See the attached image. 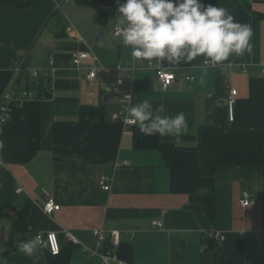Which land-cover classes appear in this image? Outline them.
I'll return each instance as SVG.
<instances>
[{
  "label": "crops",
  "instance_id": "crops-1",
  "mask_svg": "<svg viewBox=\"0 0 264 264\" xmlns=\"http://www.w3.org/2000/svg\"><path fill=\"white\" fill-rule=\"evenodd\" d=\"M215 5L232 16L245 9L252 52L214 67L204 66L203 57L188 64L159 63L177 78L168 91L158 86L156 69L133 61L131 49L113 37L117 0L105 7L102 25L95 21L96 8L74 0H31L26 9L0 5V99L27 88L51 95L18 107L0 138V253L7 264H52L45 248L35 257L17 250L19 242L39 232L58 234L61 256L69 264H99L84 252L97 249L94 229L121 232L120 245L111 249L123 264H216L204 243L215 232L225 235L218 244L223 264H264V164L219 166L214 176L205 177L197 150L204 125L264 131V0H217ZM81 52L98 59L92 65L98 70L94 84L89 68L73 65V56ZM50 54L56 65L51 79L45 71ZM33 70L40 72L39 79L30 77ZM189 76L195 80L186 81ZM229 87L239 92L234 122L227 108ZM128 92V107L148 98L154 109L185 113L187 135L179 141L158 135L161 143L184 149L181 154L166 160L157 148L139 149L133 136L138 125L112 120ZM106 96H112L108 103ZM83 106L104 108L108 120L80 123ZM101 176L111 179L110 191L99 185ZM211 190L213 223L192 199ZM245 192L262 206L243 208ZM47 198L61 205L52 216L43 211ZM153 221L164 228L151 229Z\"/></svg>",
  "mask_w": 264,
  "mask_h": 264
},
{
  "label": "clouds",
  "instance_id": "clouds-1",
  "mask_svg": "<svg viewBox=\"0 0 264 264\" xmlns=\"http://www.w3.org/2000/svg\"><path fill=\"white\" fill-rule=\"evenodd\" d=\"M117 3L118 16L112 27L121 44L131 49L133 61L179 65L203 57L206 63L221 65L233 55L252 52L251 25L236 21L223 7L205 5L203 0ZM125 119L137 124L144 135L172 136L177 141L189 129L184 112L169 115L163 106L154 109L148 98L131 104ZM44 247L39 235L17 244V250L29 257ZM0 264H7L2 253Z\"/></svg>",
  "mask_w": 264,
  "mask_h": 264
},
{
  "label": "trees",
  "instance_id": "trees-1",
  "mask_svg": "<svg viewBox=\"0 0 264 264\" xmlns=\"http://www.w3.org/2000/svg\"><path fill=\"white\" fill-rule=\"evenodd\" d=\"M79 5L90 6L97 9L96 23L105 24L108 13L105 7L110 6L115 0H74ZM217 0H203L205 5H215ZM31 0H0V5L10 6L13 9H26ZM236 21L251 25V18L245 9L239 8L233 15ZM30 89V88H27ZM50 94L40 98H50ZM106 111L102 107L83 106L80 110L79 122L84 124L105 122ZM135 146L139 149L157 148L169 160L173 155L181 154L184 149L172 145L163 144L159 136H149L141 133L139 128H134ZM197 150L201 154V173L205 177L215 175L219 166L238 167H261L264 164V131L247 128L224 129L215 125H204L200 127L198 134ZM192 199L202 205L207 219L210 223L215 220L216 198L215 191L193 196ZM207 250L216 256V264H223L224 254L221 246L212 239L204 241ZM218 245V246H217ZM110 248V247H109ZM52 258V264H69L66 257L57 256Z\"/></svg>",
  "mask_w": 264,
  "mask_h": 264
},
{
  "label": "built area",
  "instance_id": "built-area-1",
  "mask_svg": "<svg viewBox=\"0 0 264 264\" xmlns=\"http://www.w3.org/2000/svg\"><path fill=\"white\" fill-rule=\"evenodd\" d=\"M113 37L117 40H120L118 36L115 35L114 31L112 33ZM98 61L97 57L93 55L91 52H81L75 54L73 56V65L75 68H83L90 69L88 79L91 84H94L98 77V70L95 67H92L94 63ZM148 66L156 69L157 72V83L158 86L162 88L163 91H168L172 84L176 81V75L170 72L163 70L159 65L155 62L151 64L148 63ZM204 66H216L211 63L204 62ZM47 73V78L51 79L56 72L55 59L53 55H49L48 64L45 69ZM248 71L245 69L244 73ZM30 77L33 79L40 78V72L38 70L30 71ZM261 76L264 79V68L262 69ZM195 78L193 76H189L186 78V81H194ZM119 85L123 84L122 80L118 81ZM239 92L237 89L229 87V92L227 96V108L229 113V119L231 122L235 120V105ZM132 95L130 92L124 95V98L121 103L120 111L115 112L111 118L113 121L121 123L125 126L134 127L136 124L132 123L125 119L126 111L128 109V103L130 102ZM38 99V94H36L33 90L25 89L21 91L16 96L4 95L0 99V138L4 133L5 127L8 122L12 119L16 109L25 107L30 100ZM124 166L129 165V163L123 164ZM4 167V163L0 159V170ZM99 185L105 191L111 190V179L107 176H101L99 178ZM17 193H23V188L19 187L17 189ZM241 206L243 208H247L250 206H262V202L252 200L250 194L245 192L243 194V198L241 200ZM61 209V205L56 202L54 198H47V200L43 204V211L45 214L52 216L56 212H59ZM153 230H162L164 225L160 221H153L150 225ZM92 234L97 240V249L95 251H90L87 248H84V252L90 254L92 257L97 258L99 264H123V262L119 259L118 255L114 252L112 248H116L120 245L121 242V232L118 230H112L107 232L104 229H94L92 230ZM39 235L42 243L46 244L44 247L47 252L53 256H60L62 253V247L59 241L58 234L56 232H39L36 236ZM66 237L70 242L78 244V241L68 232H66ZM51 237V239H50ZM211 238L217 242L218 244H222L225 242V235L219 232H215L211 234ZM110 246L107 248L106 246ZM106 247V249H105Z\"/></svg>",
  "mask_w": 264,
  "mask_h": 264
},
{
  "label": "water",
  "instance_id": "water-1",
  "mask_svg": "<svg viewBox=\"0 0 264 264\" xmlns=\"http://www.w3.org/2000/svg\"><path fill=\"white\" fill-rule=\"evenodd\" d=\"M103 38V34H101L99 37H98V41H100L101 39ZM112 96H106L105 97V102H109L112 98Z\"/></svg>",
  "mask_w": 264,
  "mask_h": 264
}]
</instances>
